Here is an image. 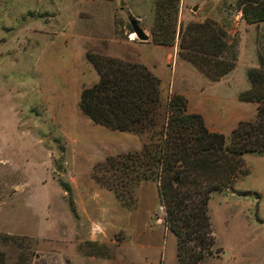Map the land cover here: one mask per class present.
<instances>
[{
	"label": "rangeland",
	"instance_id": "rangeland-1",
	"mask_svg": "<svg viewBox=\"0 0 264 264\" xmlns=\"http://www.w3.org/2000/svg\"><path fill=\"white\" fill-rule=\"evenodd\" d=\"M154 2L0 0L3 264H177L156 182L139 181L132 205L124 207L91 178L104 156L138 151L145 133H132L140 144L132 149L134 142L124 138L97 136L86 118L61 112L55 102L80 85L72 72L79 73L81 87L89 82L85 50L98 53L112 38L136 40L129 21L149 39ZM168 12L175 29L203 19L222 26L236 55L217 94L248 88L245 70L264 52V21L245 23L234 0H176ZM170 45L177 52L175 36ZM246 89L236 94L238 101ZM158 101L162 111L165 101ZM241 161L230 185L209 194L212 253L197 264H264V152L244 153Z\"/></svg>",
	"mask_w": 264,
	"mask_h": 264
},
{
	"label": "trees",
	"instance_id": "trees-1",
	"mask_svg": "<svg viewBox=\"0 0 264 264\" xmlns=\"http://www.w3.org/2000/svg\"><path fill=\"white\" fill-rule=\"evenodd\" d=\"M175 2L155 0L150 42L168 46L175 36L181 59L208 80L219 79L234 66L235 41L210 19L188 21L175 29L168 12ZM234 7L247 24L264 21V0H234ZM83 58L96 80L80 88L78 111L108 130L145 133L138 151L104 156L94 166L92 180L109 189L124 207L132 205L139 181L156 182L162 225L175 240L176 263L197 264L212 253L209 194L230 185L241 155L264 152V52H257L256 66L245 70L248 88L238 96L255 104L253 118L237 121L227 135L207 131L199 114L185 111L179 94H168L160 111L158 79L142 64L87 50ZM2 259L0 252V264Z\"/></svg>",
	"mask_w": 264,
	"mask_h": 264
},
{
	"label": "crops",
	"instance_id": "crops-1",
	"mask_svg": "<svg viewBox=\"0 0 264 264\" xmlns=\"http://www.w3.org/2000/svg\"><path fill=\"white\" fill-rule=\"evenodd\" d=\"M126 36V35H125ZM98 53L105 56L114 57L128 62L140 63L145 66L152 75L158 79L159 99L164 100L170 93L181 95L185 100V111L187 113H197L202 119L203 126L209 132H216L223 135L228 134L237 121H247L253 118L255 112L254 103L238 101L236 94L247 88V86L234 89L229 95L217 94L219 84L226 83L222 80L223 75L218 80L210 81L198 72L191 64L181 59L176 52V45L153 44L147 38L144 41L133 38L110 39ZM88 67L89 64L87 63ZM254 67V66H252ZM88 72V86L95 82L96 74L90 68ZM78 74V75H77ZM74 81L80 85L72 92H63L55 96V102L60 104L61 112H70L77 120L86 118L77 109L78 93L81 88V77L78 72H72ZM213 93H211V91ZM165 98V99H164ZM252 117L251 119H249ZM87 119V118H86ZM85 122L90 125V130L101 138H120L134 142L132 149L140 145L137 136L126 131L108 130L102 126Z\"/></svg>",
	"mask_w": 264,
	"mask_h": 264
},
{
	"label": "water",
	"instance_id": "water-1",
	"mask_svg": "<svg viewBox=\"0 0 264 264\" xmlns=\"http://www.w3.org/2000/svg\"><path fill=\"white\" fill-rule=\"evenodd\" d=\"M191 10H194V6L191 7ZM129 26H130V31L136 40H138V41L146 40V35L133 21H129ZM172 181L174 182V180H172ZM222 255H224V254H222Z\"/></svg>",
	"mask_w": 264,
	"mask_h": 264
}]
</instances>
